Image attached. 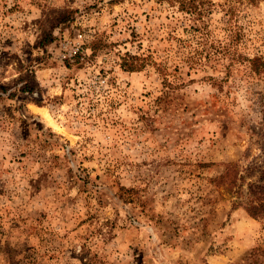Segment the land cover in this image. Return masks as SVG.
<instances>
[{
  "label": "rangeland",
  "instance_id": "obj_1",
  "mask_svg": "<svg viewBox=\"0 0 264 264\" xmlns=\"http://www.w3.org/2000/svg\"><path fill=\"white\" fill-rule=\"evenodd\" d=\"M195 1L0 0V264H264V0Z\"/></svg>",
  "mask_w": 264,
  "mask_h": 264
},
{
  "label": "trees",
  "instance_id": "obj_2",
  "mask_svg": "<svg viewBox=\"0 0 264 264\" xmlns=\"http://www.w3.org/2000/svg\"><path fill=\"white\" fill-rule=\"evenodd\" d=\"M239 1V0H235ZM249 2H253L254 0H248ZM180 8L183 10H186L190 13H196L199 15V18H201L202 12L206 9V7H203V4L201 2H197L195 0H187L186 3H181ZM228 13V9H226L225 14ZM230 30V37L236 36L238 33L236 31H232L230 27L228 28ZM250 60V69L253 75L259 76L261 74H264V57L261 56H254L249 59ZM129 62V61H128ZM140 65H136L135 63H122V67L125 69L132 71L139 67ZM257 186L256 183H250V188L252 190V194L255 195L254 199L250 201L249 204L246 205L245 209L247 212L252 216H261L264 215V193H259L256 191L255 187Z\"/></svg>",
  "mask_w": 264,
  "mask_h": 264
}]
</instances>
